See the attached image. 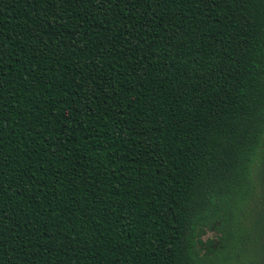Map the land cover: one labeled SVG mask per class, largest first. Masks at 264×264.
Wrapping results in <instances>:
<instances>
[{
	"label": "trees",
	"instance_id": "16d2710c",
	"mask_svg": "<svg viewBox=\"0 0 264 264\" xmlns=\"http://www.w3.org/2000/svg\"><path fill=\"white\" fill-rule=\"evenodd\" d=\"M244 234L264 0H0V264H210Z\"/></svg>",
	"mask_w": 264,
	"mask_h": 264
},
{
	"label": "rangeland",
	"instance_id": "374dc122",
	"mask_svg": "<svg viewBox=\"0 0 264 264\" xmlns=\"http://www.w3.org/2000/svg\"><path fill=\"white\" fill-rule=\"evenodd\" d=\"M217 238L218 234L215 231L207 230L202 236V241L205 243L210 239H214L217 247ZM254 240L253 235L248 237L244 234L241 245L236 250L231 251L234 252L233 254L224 252L218 260H212L210 264H264V239L261 235L257 244ZM204 253H206L205 248L202 251V254ZM223 260H226L225 263H223Z\"/></svg>",
	"mask_w": 264,
	"mask_h": 264
}]
</instances>
